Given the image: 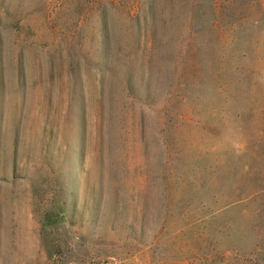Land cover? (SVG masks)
Returning a JSON list of instances; mask_svg holds the SVG:
<instances>
[{"label":"rangeland","instance_id":"obj_1","mask_svg":"<svg viewBox=\"0 0 264 264\" xmlns=\"http://www.w3.org/2000/svg\"><path fill=\"white\" fill-rule=\"evenodd\" d=\"M0 264H264V0H0Z\"/></svg>","mask_w":264,"mask_h":264},{"label":"trees","instance_id":"obj_2","mask_svg":"<svg viewBox=\"0 0 264 264\" xmlns=\"http://www.w3.org/2000/svg\"><path fill=\"white\" fill-rule=\"evenodd\" d=\"M263 14V9H260V12H259V17L256 19L257 21L260 20V15Z\"/></svg>","mask_w":264,"mask_h":264}]
</instances>
